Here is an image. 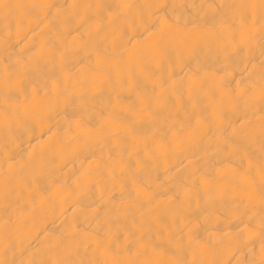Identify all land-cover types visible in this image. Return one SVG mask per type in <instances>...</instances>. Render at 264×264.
Returning <instances> with one entry per match:
<instances>
[{
    "label": "bare ground",
    "instance_id": "6f19581e",
    "mask_svg": "<svg viewBox=\"0 0 264 264\" xmlns=\"http://www.w3.org/2000/svg\"><path fill=\"white\" fill-rule=\"evenodd\" d=\"M0 264H264V0H0Z\"/></svg>",
    "mask_w": 264,
    "mask_h": 264
}]
</instances>
